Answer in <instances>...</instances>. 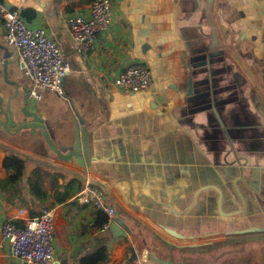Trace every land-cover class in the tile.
I'll return each instance as SVG.
<instances>
[{
	"label": "crops",
	"instance_id": "0c3cea01",
	"mask_svg": "<svg viewBox=\"0 0 264 264\" xmlns=\"http://www.w3.org/2000/svg\"><path fill=\"white\" fill-rule=\"evenodd\" d=\"M92 1L27 0L29 24L43 27L72 66L63 93L38 88V100L28 98L34 84L0 18V183L12 150L84 176L52 206L56 264H81L99 245L110 254L104 264H146L152 255L190 264L169 251L222 258L210 248L264 243V231L242 234L264 230V0H111V26L81 56L65 20L88 13ZM134 62L150 67L153 86H112ZM36 115L63 153L83 149L84 129L90 166L61 159L43 128L19 129ZM35 166L29 160L27 173ZM90 180L108 186L112 222L130 233L117 235L112 222L101 229L98 210L78 199ZM29 216L0 188V229L6 218L23 225ZM0 264L31 263L13 256L0 233Z\"/></svg>",
	"mask_w": 264,
	"mask_h": 264
},
{
	"label": "built area",
	"instance_id": "2783aa9c",
	"mask_svg": "<svg viewBox=\"0 0 264 264\" xmlns=\"http://www.w3.org/2000/svg\"><path fill=\"white\" fill-rule=\"evenodd\" d=\"M26 2L16 0L12 6L0 0V18L4 21L8 43L17 50L20 64L34 84V88L28 92V98L38 100L42 97L38 88H50L63 93L62 83L72 66L61 46L43 27L29 24L24 14ZM112 20L111 0H93L88 13L67 16L66 26L78 42L77 53L81 56L87 54L97 34L109 28ZM153 84L152 71L143 62L128 65L124 72L111 81L112 86L124 92L145 91ZM78 199L108 215L101 229L110 226L117 211L101 186L86 183L78 193ZM54 210L52 206H44L38 214L29 216L23 225L16 224L13 218H6L2 222L1 238L9 245L13 256L31 264L57 263Z\"/></svg>",
	"mask_w": 264,
	"mask_h": 264
},
{
	"label": "trees",
	"instance_id": "16d2710c",
	"mask_svg": "<svg viewBox=\"0 0 264 264\" xmlns=\"http://www.w3.org/2000/svg\"><path fill=\"white\" fill-rule=\"evenodd\" d=\"M28 158L18 152L8 151L3 164L8 177L0 183L1 191L10 208H26L30 215H36L43 206H55L64 202L69 194L81 189L82 174L49 164L36 163L27 173ZM63 179L61 182L60 179ZM97 223L104 224L108 215L98 211ZM16 224H20L14 219ZM107 246L99 245L81 258V264H104L109 259Z\"/></svg>",
	"mask_w": 264,
	"mask_h": 264
},
{
	"label": "rangeland",
	"instance_id": "374dc122",
	"mask_svg": "<svg viewBox=\"0 0 264 264\" xmlns=\"http://www.w3.org/2000/svg\"><path fill=\"white\" fill-rule=\"evenodd\" d=\"M78 171V170H77ZM224 244H217L212 251L221 250L222 258L216 252L198 253L196 251H180L173 249L175 259L190 264H264V243L253 242L242 245H231L221 248Z\"/></svg>",
	"mask_w": 264,
	"mask_h": 264
},
{
	"label": "water",
	"instance_id": "95a60500",
	"mask_svg": "<svg viewBox=\"0 0 264 264\" xmlns=\"http://www.w3.org/2000/svg\"><path fill=\"white\" fill-rule=\"evenodd\" d=\"M24 126H38V127H41L43 128L44 130V135L46 137V140L47 142L49 143L50 147L58 154V156L65 160V161H69V160H72V159H76L77 162L79 164H81L82 166H90V163H91V158H90V153H89V149H88V143H87V135H86V132L84 131L83 129V135H82V142H83V149L80 148V147H75L73 148L70 152L68 153H63L62 151H60L57 146L53 143V141L51 140V138L49 137L48 135V132L47 130H45V126L44 124L42 123L41 120H39V118L37 117V115L35 116V118L33 119V122H30V123H25V124H22L21 126H19V129L23 128ZM7 129V127H5ZM12 151H15V152H18L24 156H27L26 154L22 153V152H19V151H16V150H12ZM83 151V152H82ZM30 161L32 162H35V163H38L40 162L37 158L33 157V156H29L27 157ZM88 183L92 184V185H99L105 189H108V186L99 181V180H90ZM117 211V210H116ZM118 221H120L123 225L124 222L118 218ZM111 229L117 234V235H127V233L129 232L130 233V228H127V229H123L119 223L117 221H113L112 224H111ZM263 241V240H262ZM253 242H259V240H255V241H248V242H241V243H237L236 245H242V244H245V243H253ZM224 244V243H223ZM226 244H228V246H231L230 243L228 240L226 241ZM225 244V245H226ZM212 248V247H211ZM210 248V250H211ZM131 250L132 252L135 254V247L132 246L131 247ZM202 253V252H201ZM175 258V257H174ZM146 264H179L178 262H175V261H171V260H164L162 258H159V257H156L154 255L151 256V259L149 260L148 263Z\"/></svg>",
	"mask_w": 264,
	"mask_h": 264
},
{
	"label": "bare ground",
	"instance_id": "6f19581e",
	"mask_svg": "<svg viewBox=\"0 0 264 264\" xmlns=\"http://www.w3.org/2000/svg\"><path fill=\"white\" fill-rule=\"evenodd\" d=\"M253 231H255V232H263L264 230H251V231L242 232V234H245V233H248V232H253Z\"/></svg>",
	"mask_w": 264,
	"mask_h": 264
}]
</instances>
